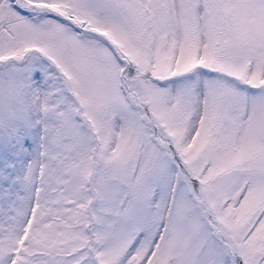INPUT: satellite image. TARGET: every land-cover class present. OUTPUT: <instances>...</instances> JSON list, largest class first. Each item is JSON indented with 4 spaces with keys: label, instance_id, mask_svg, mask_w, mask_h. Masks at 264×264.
I'll return each instance as SVG.
<instances>
[{
    "label": "snow or ice",
    "instance_id": "6c2138e0",
    "mask_svg": "<svg viewBox=\"0 0 264 264\" xmlns=\"http://www.w3.org/2000/svg\"><path fill=\"white\" fill-rule=\"evenodd\" d=\"M0 264H264V0H0Z\"/></svg>",
    "mask_w": 264,
    "mask_h": 264
}]
</instances>
